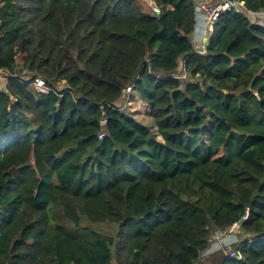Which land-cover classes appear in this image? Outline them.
Masks as SVG:
<instances>
[{
	"label": "trees",
	"instance_id": "16d2710c",
	"mask_svg": "<svg viewBox=\"0 0 264 264\" xmlns=\"http://www.w3.org/2000/svg\"><path fill=\"white\" fill-rule=\"evenodd\" d=\"M154 1L0 0V264H198L242 218L222 264H264V0L204 50L194 0Z\"/></svg>",
	"mask_w": 264,
	"mask_h": 264
},
{
	"label": "built area",
	"instance_id": "2783aa9c",
	"mask_svg": "<svg viewBox=\"0 0 264 264\" xmlns=\"http://www.w3.org/2000/svg\"><path fill=\"white\" fill-rule=\"evenodd\" d=\"M143 1L145 2L146 7H147V12H144V13L150 15L151 17H155L160 13V8L159 6L156 5L154 0H143ZM233 10L240 11L242 13L246 11L243 1L241 0H202L199 3H197L195 5L194 27H193V32L191 34L192 41L194 43L196 42L206 43V41L209 40L210 36L212 35L213 28L217 24L219 17L223 15L224 13H227ZM199 24H200V28H202V34L200 35V38L197 40L195 39V31H196V26ZM198 52L204 53V51H198ZM181 77H185V76L183 75ZM28 85L34 90H36L37 92H46L48 90L45 86L44 81L41 79H35L33 80V82L28 83ZM131 93H132V87H127L124 90L123 98L125 99V102L123 103L122 107H124V105L127 102H129L128 98ZM105 124H106V119L103 118L100 121V125L102 128L98 135L99 139H102L103 137L106 136ZM208 242H209V245L201 253L200 255L201 258L220 250L221 242H223V244L227 246L234 245V247H239L243 244L242 240L238 237V232L234 229V226L224 228V229L214 230L209 236ZM228 257L240 259L241 255L238 250L234 251L233 249Z\"/></svg>",
	"mask_w": 264,
	"mask_h": 264
},
{
	"label": "rangeland",
	"instance_id": "374dc122",
	"mask_svg": "<svg viewBox=\"0 0 264 264\" xmlns=\"http://www.w3.org/2000/svg\"><path fill=\"white\" fill-rule=\"evenodd\" d=\"M138 5L144 10V12H147L146 4L143 0H137ZM264 15V13L262 14ZM249 17L252 19V15H249ZM259 17V16H258ZM3 75H0V82L2 83ZM127 110L136 118L144 120L145 123L155 131V126L152 121V119L149 117V109L148 107L143 104L137 97L134 96V99L132 101L128 102ZM68 225V224H67ZM90 227L98 232H101L103 234L108 233L111 228L107 225L100 224V225H88L87 223H83L82 227ZM28 244H32V241H28ZM220 250L217 251V253L210 255L209 257H203L201 261H199L198 264H222V261L224 257L229 256L232 250L234 249V245L227 246L223 244V242L220 243Z\"/></svg>",
	"mask_w": 264,
	"mask_h": 264
},
{
	"label": "crops",
	"instance_id": "0c3cea01",
	"mask_svg": "<svg viewBox=\"0 0 264 264\" xmlns=\"http://www.w3.org/2000/svg\"><path fill=\"white\" fill-rule=\"evenodd\" d=\"M194 1H195V3L197 4V3H199V2L202 1V0H194ZM143 11H144V10H143ZM243 13L246 14L247 11H244ZM198 29H199L198 32H200V24L198 25ZM198 32H197V33H198ZM208 41H209V40H207L206 43H201V42H199V43H198V42L194 43L195 48H197V49H199V50H200V49H203V50H204L205 47H206V45L208 44ZM156 46H157V45H156ZM154 48H155V45H154ZM158 48H159V47L157 46V52H158ZM0 75H3V78H4V79H2L3 82H2V83L0 82V90H1V89H4L5 86L7 85V76H5L4 74H2L1 72H0ZM238 237H239V236H238ZM239 238H240V237H239ZM234 248H235V247H234ZM215 253H217V252H215ZM215 253L209 254V255H207L206 257H209L210 255H213V254H215ZM201 259H202V258L200 257V258H199V261H201ZM198 263H199V262H198Z\"/></svg>",
	"mask_w": 264,
	"mask_h": 264
},
{
	"label": "bare ground",
	"instance_id": "6f19581e",
	"mask_svg": "<svg viewBox=\"0 0 264 264\" xmlns=\"http://www.w3.org/2000/svg\"><path fill=\"white\" fill-rule=\"evenodd\" d=\"M198 31H199V29H198V25H197L196 31H195V39H197V40L200 38V35L202 34V28H200V32H198Z\"/></svg>",
	"mask_w": 264,
	"mask_h": 264
},
{
	"label": "water",
	"instance_id": "95a60500",
	"mask_svg": "<svg viewBox=\"0 0 264 264\" xmlns=\"http://www.w3.org/2000/svg\"><path fill=\"white\" fill-rule=\"evenodd\" d=\"M244 218H242L240 221H238L235 225H234V229L237 231L239 226L244 222Z\"/></svg>",
	"mask_w": 264,
	"mask_h": 264
}]
</instances>
